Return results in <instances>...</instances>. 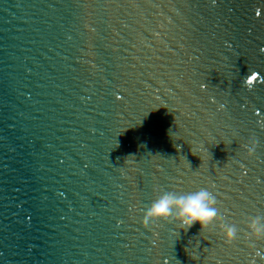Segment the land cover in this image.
Returning a JSON list of instances; mask_svg holds the SVG:
<instances>
[{
  "label": "water",
  "instance_id": "water-1",
  "mask_svg": "<svg viewBox=\"0 0 264 264\" xmlns=\"http://www.w3.org/2000/svg\"><path fill=\"white\" fill-rule=\"evenodd\" d=\"M261 49L264 0H0V264H264ZM201 188L231 244L140 226Z\"/></svg>",
  "mask_w": 264,
  "mask_h": 264
},
{
  "label": "clouds",
  "instance_id": "clouds-1",
  "mask_svg": "<svg viewBox=\"0 0 264 264\" xmlns=\"http://www.w3.org/2000/svg\"><path fill=\"white\" fill-rule=\"evenodd\" d=\"M201 87L203 88L205 85H201ZM176 147L179 149L180 146ZM241 147L247 150L249 156H252L256 151L257 141L250 138L249 142ZM217 205L216 196L205 188L188 193L163 191L158 198L142 210L140 226L151 231L158 224L169 223L187 231L194 224L199 223L203 230L219 221L217 226L220 228L224 243L231 244L238 238L240 229L235 224L226 225L222 222L223 218ZM244 239L250 241L253 247L256 241L264 240V216H255L249 219Z\"/></svg>",
  "mask_w": 264,
  "mask_h": 264
},
{
  "label": "snow or ice",
  "instance_id": "snow-or-ice-1",
  "mask_svg": "<svg viewBox=\"0 0 264 264\" xmlns=\"http://www.w3.org/2000/svg\"><path fill=\"white\" fill-rule=\"evenodd\" d=\"M257 79L256 76H251L250 79H249V84H251L253 81H255Z\"/></svg>",
  "mask_w": 264,
  "mask_h": 264
}]
</instances>
